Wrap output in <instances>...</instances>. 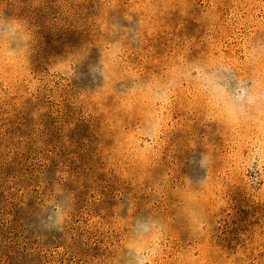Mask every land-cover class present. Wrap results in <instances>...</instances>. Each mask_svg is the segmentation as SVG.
Masks as SVG:
<instances>
[{
    "label": "rangeland",
    "instance_id": "1",
    "mask_svg": "<svg viewBox=\"0 0 264 264\" xmlns=\"http://www.w3.org/2000/svg\"><path fill=\"white\" fill-rule=\"evenodd\" d=\"M0 264H264V0H0Z\"/></svg>",
    "mask_w": 264,
    "mask_h": 264
},
{
    "label": "clouds",
    "instance_id": "2",
    "mask_svg": "<svg viewBox=\"0 0 264 264\" xmlns=\"http://www.w3.org/2000/svg\"><path fill=\"white\" fill-rule=\"evenodd\" d=\"M15 25H16L17 27H22V26H23V21L16 20V21H15Z\"/></svg>",
    "mask_w": 264,
    "mask_h": 264
}]
</instances>
